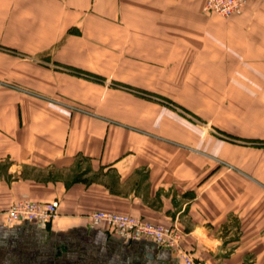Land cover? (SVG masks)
<instances>
[{"label": "crops", "instance_id": "1", "mask_svg": "<svg viewBox=\"0 0 264 264\" xmlns=\"http://www.w3.org/2000/svg\"><path fill=\"white\" fill-rule=\"evenodd\" d=\"M206 1L0 0V264H185L97 211L175 226L192 264H264V0L227 19ZM19 199L58 214L6 224Z\"/></svg>", "mask_w": 264, "mask_h": 264}, {"label": "built area", "instance_id": "2", "mask_svg": "<svg viewBox=\"0 0 264 264\" xmlns=\"http://www.w3.org/2000/svg\"><path fill=\"white\" fill-rule=\"evenodd\" d=\"M251 1L254 0H207L203 11L221 17L240 15ZM58 204L57 200L33 202L29 199H19L2 215L5 223L9 225L26 221L46 227L57 216ZM88 219L91 226L104 224L127 242L140 239L152 241L159 248L176 252L185 264H192L190 255L181 247L182 233L175 226L159 225L130 215L98 211L90 213Z\"/></svg>", "mask_w": 264, "mask_h": 264}, {"label": "rangeland", "instance_id": "3", "mask_svg": "<svg viewBox=\"0 0 264 264\" xmlns=\"http://www.w3.org/2000/svg\"><path fill=\"white\" fill-rule=\"evenodd\" d=\"M232 16H238V15H232ZM232 16H230V17H232ZM222 18L227 19L229 17H222ZM87 75L90 76L89 74H87ZM105 88L119 89L122 91L132 92L134 94L137 93V91H138V89H137L136 92H133L135 88L133 89L132 87H127L125 85H118L115 82L114 83L109 82L108 86H106ZM220 89H222V88H220ZM220 89L218 91L216 90V93L219 92L218 94L221 96L222 94H221ZM138 92H145V91L140 90ZM145 93H146L145 95H140L139 93H137V94H139L140 96H142L144 98L149 99L150 101L159 103L161 106H163L167 110H172V111L176 112L182 119H184L186 121V123H188L189 125H192L194 127V129L197 130L200 140L203 139L204 136L208 135V134L214 135L216 138L223 137V135L218 131V129L214 128L212 121L208 120L205 116L202 115L203 112L201 111V109L198 110L199 111L198 115L192 112L193 109L190 107V102L176 103V102L171 101L167 97H164V96L162 97V96L155 94V93H150V92H145ZM203 107L205 108V106H203ZM204 111H206V110L204 109ZM232 139H233L232 141L238 140L237 138H232ZM86 169H87L86 165H84V164L79 165L78 164V165L74 166L72 169H70L69 174H67V176H65V177H67L69 180H72L73 178L77 177V175L81 174V171L86 170ZM25 170H26V172L30 171L29 168H25ZM36 174H38V172H35V175ZM63 175H65V173ZM86 177L88 179H90V178H93L95 176H94V174H88ZM183 238H184V234L182 233L181 241L183 240Z\"/></svg>", "mask_w": 264, "mask_h": 264}]
</instances>
